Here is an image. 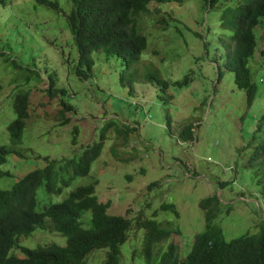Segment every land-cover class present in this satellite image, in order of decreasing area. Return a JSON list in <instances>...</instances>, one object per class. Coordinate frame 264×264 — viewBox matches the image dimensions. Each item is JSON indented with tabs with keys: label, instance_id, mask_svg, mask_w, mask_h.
<instances>
[{
	"label": "rangeland",
	"instance_id": "374dc122",
	"mask_svg": "<svg viewBox=\"0 0 264 264\" xmlns=\"http://www.w3.org/2000/svg\"><path fill=\"white\" fill-rule=\"evenodd\" d=\"M58 1L67 13L70 2ZM229 1L218 0L212 7L202 0L149 3L136 21L147 39L139 61L126 66L120 58L94 51L86 79L74 72L77 48L62 13L34 0L0 2V145L12 150L0 164L9 172L0 177V189H9L29 170L42 167L45 156H78L108 122L112 126L89 175L76 176L61 194H46L40 187L37 209L96 179L98 200L110 201L109 214L154 216L177 228L169 238L178 245L176 257L184 256L195 233L205 229L199 201L207 196L216 195L222 205L231 206L229 213L223 211L213 220L225 240L256 232L264 220L259 191L264 165L249 159L264 137V126L257 130L264 117V27L254 29L257 46L248 65L257 92L247 106L245 91L235 85L225 66L232 31L222 28L219 18ZM147 72H156L168 87L144 81ZM187 73L191 78L187 86L170 84ZM50 79L64 89L65 100L73 106L65 112L70 117L66 124L54 117L61 103L60 95L50 97L46 91ZM21 89L29 90V117L14 144L7 126L15 117L13 99ZM189 122L193 139L182 141L178 133ZM123 125L131 128L126 139L115 133V127ZM162 203L173 204L177 214L160 209ZM142 238L143 229L134 226L128 232L119 246L122 264H146L141 254L132 256ZM19 242L29 247L63 245L65 238L56 231L36 229ZM105 252L94 249L87 264H102Z\"/></svg>",
	"mask_w": 264,
	"mask_h": 264
},
{
	"label": "trees",
	"instance_id": "16d2710c",
	"mask_svg": "<svg viewBox=\"0 0 264 264\" xmlns=\"http://www.w3.org/2000/svg\"><path fill=\"white\" fill-rule=\"evenodd\" d=\"M34 1L65 16L77 48L74 72L81 79L90 75L94 65L91 54L94 51L120 58L126 66L139 61L141 53L147 47V39L137 27V16L146 13L151 2H181L68 0L70 9L64 13L58 0ZM202 1L208 7L218 2ZM0 2L3 4L5 0ZM219 23L222 28L232 31L228 36L230 44L227 45L225 66L233 73L235 85L245 91L246 103L250 106L257 87L252 80L248 62L257 46L254 29L262 24L264 27V0H230L221 9ZM195 34L200 36L197 32ZM142 79L156 83L161 89H166L169 85V82L156 72L144 73ZM129 82V91H132L133 81ZM190 82V74L187 73L181 80L170 84L183 87ZM46 91L50 97L60 95L61 107L54 117L59 124L68 123L70 117L65 115V112L72 110L73 106L65 100L64 89L56 87L55 81L50 79ZM28 103L29 90H18L13 99L15 117L7 126L9 139L14 144L19 143L26 119L29 117ZM111 126L112 123H105L97 140L81 149L78 156L61 159L45 156L42 167L26 172L9 189H0V264H87V256L97 248L106 249L102 264H122L119 246L127 240L128 232L134 226L143 229V238L140 248L132 249V256L141 254L146 264H264V220L256 232H245L225 240L220 226L213 220L223 211L229 213L231 206L222 205L216 195L204 197L199 201V206L204 210L205 229L195 233L190 249L182 257H176L178 245L169 241L170 236L179 231L177 228L163 225L154 216L141 218L137 215L132 219L109 214L107 210L110 201L98 200L95 191L96 179L75 186L60 201L44 203L37 209V190L40 187L46 194H61L76 176L89 175L91 164L100 155L106 132ZM123 126H116L115 133L126 139L131 128ZM263 126L264 117L259 121L257 130ZM72 132V140L75 141L78 128L75 126ZM178 136L182 141L192 140L193 125L190 122L185 123ZM11 151L0 145V164L6 161V156ZM256 160H260L264 165V137L253 150L249 162ZM8 173L0 169V177ZM128 178L130 179V176ZM260 185L259 191L264 198V181ZM160 209L177 214L173 204L162 203ZM36 229L56 231L65 238V243L60 245L51 242L32 247L21 245L19 239L31 235ZM162 241L167 242L163 247L160 245Z\"/></svg>",
	"mask_w": 264,
	"mask_h": 264
}]
</instances>
